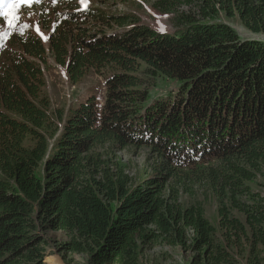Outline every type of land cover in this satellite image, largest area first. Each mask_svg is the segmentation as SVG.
I'll use <instances>...</instances> for the list:
<instances>
[{
  "label": "trees",
  "instance_id": "trees-1",
  "mask_svg": "<svg viewBox=\"0 0 264 264\" xmlns=\"http://www.w3.org/2000/svg\"><path fill=\"white\" fill-rule=\"evenodd\" d=\"M160 1L177 13L182 0ZM185 3L179 25L160 31L59 0L66 9L41 17L51 57L71 83L93 70L104 88L66 110L51 111L44 94L41 38L15 29L1 39L0 264H44L48 231L86 264H140L157 243L190 251L191 264H264V198L253 188L264 179V39L219 20L264 35V0ZM157 76L177 81L172 96L150 100ZM128 147L156 158L139 179L99 152ZM195 187L216 198L217 226L201 203L180 200Z\"/></svg>",
  "mask_w": 264,
  "mask_h": 264
},
{
  "label": "rangeland",
  "instance_id": "rangeland-1",
  "mask_svg": "<svg viewBox=\"0 0 264 264\" xmlns=\"http://www.w3.org/2000/svg\"><path fill=\"white\" fill-rule=\"evenodd\" d=\"M181 1V5L177 8L178 12H165L161 8L160 0H89V5L98 6L110 13H132L136 15L140 22L148 26L160 30L171 31L179 25V13L186 11L189 7ZM59 0H39L34 2L30 7L22 5L17 15L19 20L14 28H10L7 19L0 16V41L5 36L11 34L13 30L21 31L29 30L38 35L47 52V64L43 66V76L45 81L44 94L49 98L50 110L67 109L69 107H77L79 103L87 98H93L100 101L103 95L102 77L90 70L78 82L71 83L65 68L57 65L49 53L48 37L49 29L41 24V17L47 19L48 10L53 15L58 14L66 7H58ZM80 6V0H76ZM58 12H54V11ZM219 20L230 25L241 38L247 39H264V35L255 34L247 30L237 17L227 18L224 15L219 16ZM44 22V21H42ZM27 25V27H24ZM39 26L41 32L47 39H43L37 33L36 27ZM150 84L149 96L150 100L166 96H172L177 89L176 80L169 79L164 76H157L149 79ZM102 157L107 161L106 164L111 167V171H115V163L123 165L124 172L133 180L139 179L144 171L150 172V169L156 165V158L151 156L147 148L128 147L120 151L111 152L108 149H99ZM40 169V168H39ZM40 172V171H39ZM253 188L264 198V179L258 178L253 183ZM180 200L184 205L201 203L205 210L206 217L213 225L217 226L218 220V202L207 190L195 187L192 194H181ZM47 244H45L44 264H86V256L76 253H66L59 250L61 244L66 237L58 231H48L45 235ZM192 253L183 251L179 247H171L164 243L154 244L144 251L140 257V264H191Z\"/></svg>",
  "mask_w": 264,
  "mask_h": 264
},
{
  "label": "snow or ice",
  "instance_id": "snow-or-ice-1",
  "mask_svg": "<svg viewBox=\"0 0 264 264\" xmlns=\"http://www.w3.org/2000/svg\"><path fill=\"white\" fill-rule=\"evenodd\" d=\"M34 2L38 3L39 0H0V16L7 19V23L10 28H14L16 26V22L19 20V16L17 15L18 9L22 5L30 7ZM80 3L87 7L89 0H80ZM24 27H27V25ZM36 31L43 39H47V37L41 32L39 26L36 27Z\"/></svg>",
  "mask_w": 264,
  "mask_h": 264
}]
</instances>
